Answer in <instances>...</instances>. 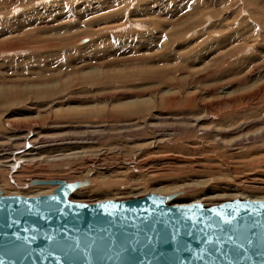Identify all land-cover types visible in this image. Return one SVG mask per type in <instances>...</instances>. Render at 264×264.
Instances as JSON below:
<instances>
[{
	"label": "rangeland",
	"instance_id": "rangeland-1",
	"mask_svg": "<svg viewBox=\"0 0 264 264\" xmlns=\"http://www.w3.org/2000/svg\"><path fill=\"white\" fill-rule=\"evenodd\" d=\"M264 200V0H0V191Z\"/></svg>",
	"mask_w": 264,
	"mask_h": 264
},
{
	"label": "water",
	"instance_id": "water-1",
	"mask_svg": "<svg viewBox=\"0 0 264 264\" xmlns=\"http://www.w3.org/2000/svg\"><path fill=\"white\" fill-rule=\"evenodd\" d=\"M52 194L2 195L0 264H264V200L168 204L68 199L88 181L32 180Z\"/></svg>",
	"mask_w": 264,
	"mask_h": 264
},
{
	"label": "bare ground",
	"instance_id": "bare-ground-1",
	"mask_svg": "<svg viewBox=\"0 0 264 264\" xmlns=\"http://www.w3.org/2000/svg\"><path fill=\"white\" fill-rule=\"evenodd\" d=\"M53 187H55V188H56V186H53ZM55 188H54V189H55ZM80 189H81V188H80Z\"/></svg>",
	"mask_w": 264,
	"mask_h": 264
}]
</instances>
